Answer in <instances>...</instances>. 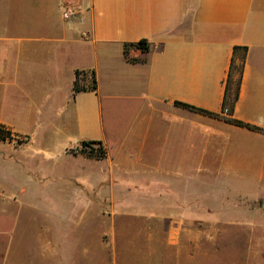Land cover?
Instances as JSON below:
<instances>
[{
    "label": "crops",
    "instance_id": "0c3cea01",
    "mask_svg": "<svg viewBox=\"0 0 264 264\" xmlns=\"http://www.w3.org/2000/svg\"><path fill=\"white\" fill-rule=\"evenodd\" d=\"M66 5L74 6L78 16L62 26L59 18ZM144 39L151 44L150 52L131 50V57L144 61L129 62L125 44ZM235 46H247L248 56L239 100L234 111L224 115ZM55 60L56 72L44 71L54 70ZM77 71H93L97 90L74 93ZM33 73H38L37 95L44 99L37 111L42 117H60L55 131L75 147V161L97 166L106 160L113 170L121 169L122 163L140 167L128 174L148 180L150 187L120 185L125 188L111 197L123 199H114L112 210L116 213L126 205L125 198L136 195L150 198L151 207L165 206L167 215L159 228L180 257L185 254L183 243L178 238L172 244L171 235L199 228L206 218L198 200L190 199L199 194L189 188L178 193L167 186L164 195L169 199L155 200L162 194L152 190L153 182L174 175L156 166H185L182 180L196 181L194 172H209L211 168L204 166L213 165L222 181H232L246 179L248 166L264 161V0H0V86L11 82L25 93ZM227 118L263 132L230 124ZM85 141L101 142L107 157L98 161L79 153ZM225 197L232 214L226 213L227 220L214 215L217 220L210 222L253 227L249 217L241 215H249L241 207L246 203H239L247 194L233 189ZM108 233L116 246L115 230ZM7 235L0 232V264H12V240L7 241Z\"/></svg>",
    "mask_w": 264,
    "mask_h": 264
},
{
    "label": "rangeland",
    "instance_id": "374dc122",
    "mask_svg": "<svg viewBox=\"0 0 264 264\" xmlns=\"http://www.w3.org/2000/svg\"><path fill=\"white\" fill-rule=\"evenodd\" d=\"M59 19L62 26L68 25ZM57 62L54 70L44 71L56 72ZM60 74L64 85L61 66ZM37 77L38 73L32 74L25 93L11 82L0 86V123L17 131L12 141L0 140V232L9 233L7 241L12 240V264H264V161L248 166L251 173L246 179L232 181H222L213 165L204 166L211 168L209 172H194L196 181L182 180L185 166H156L174 175L153 182L152 190L162 194L155 200L169 199L164 195L167 186L178 193L189 188L199 194L190 199L198 200L206 218L199 228L175 230L171 235L172 244L179 239L183 243L185 254L180 257L159 228L167 215L165 206L151 207L150 198L136 195L125 198L126 205L116 213L112 210L113 200L123 199L111 197L125 188L120 185L150 187L148 180L128 174L140 167L122 163V172L106 160L97 166L75 161V147L55 131L60 117H42L37 111V104L44 103L43 95H37ZM23 140L30 146L21 144ZM116 151L111 150L112 157ZM233 189L247 194L246 201L239 203H246L241 207L249 215H241L249 217L253 227L210 222L217 220L215 216L227 220L226 213L232 214L225 196ZM112 229L116 246L108 233Z\"/></svg>",
    "mask_w": 264,
    "mask_h": 264
},
{
    "label": "trees",
    "instance_id": "16d2710c",
    "mask_svg": "<svg viewBox=\"0 0 264 264\" xmlns=\"http://www.w3.org/2000/svg\"><path fill=\"white\" fill-rule=\"evenodd\" d=\"M131 50H141L144 53H149L151 50V44L148 40H141L137 43H129L124 46V55L125 58L131 63H140L144 60L136 59L130 56ZM248 56V47L247 46H235L234 53L230 65V70L228 74V78L226 81V89L223 107L229 108L230 112L234 111L236 103L239 100L240 96V88L243 79L244 68L246 65ZM86 81H89V84H86ZM97 90V81L95 77V73L92 72H84L77 71L76 72V80L74 82V93L86 92V91H96ZM177 106L186 108L191 111H195L198 113H202L205 115L217 117L218 114L209 112L207 110L192 106L190 104L176 102ZM223 108V109H224ZM226 121L230 124L247 128L251 131L263 132V129L248 123H245L240 120H236L233 118H227ZM15 138L14 133L10 130H6V128L2 125L0 126V140L2 141H12ZM26 140L21 141V144L25 143ZM82 148L78 151L81 154L86 155L89 158L95 160H103L107 157V151L102 146L101 142L97 141H85L81 144ZM76 151V150H75ZM74 151V152H75Z\"/></svg>",
    "mask_w": 264,
    "mask_h": 264
},
{
    "label": "built area",
    "instance_id": "2783aa9c",
    "mask_svg": "<svg viewBox=\"0 0 264 264\" xmlns=\"http://www.w3.org/2000/svg\"><path fill=\"white\" fill-rule=\"evenodd\" d=\"M78 16V11L74 6L66 5L63 7L62 10V17L66 21H72ZM223 114L228 115L229 114V109L224 108L223 109Z\"/></svg>",
    "mask_w": 264,
    "mask_h": 264
}]
</instances>
